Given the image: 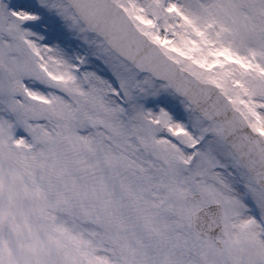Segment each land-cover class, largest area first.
<instances>
[{
    "label": "snow or ice",
    "instance_id": "6c2138e0",
    "mask_svg": "<svg viewBox=\"0 0 264 264\" xmlns=\"http://www.w3.org/2000/svg\"><path fill=\"white\" fill-rule=\"evenodd\" d=\"M0 264H264V0H0Z\"/></svg>",
    "mask_w": 264,
    "mask_h": 264
}]
</instances>
